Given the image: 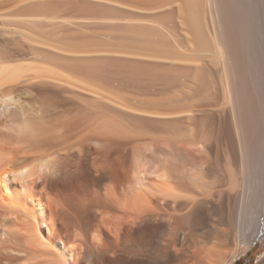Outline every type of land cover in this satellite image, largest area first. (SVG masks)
Listing matches in <instances>:
<instances>
[{
    "label": "bare ground",
    "instance_id": "1",
    "mask_svg": "<svg viewBox=\"0 0 264 264\" xmlns=\"http://www.w3.org/2000/svg\"><path fill=\"white\" fill-rule=\"evenodd\" d=\"M69 6L137 23L108 46L65 34ZM136 12L0 0V264H234L264 242V0Z\"/></svg>",
    "mask_w": 264,
    "mask_h": 264
},
{
    "label": "rangeland",
    "instance_id": "2",
    "mask_svg": "<svg viewBox=\"0 0 264 264\" xmlns=\"http://www.w3.org/2000/svg\"><path fill=\"white\" fill-rule=\"evenodd\" d=\"M63 1H66V0H63ZM101 1H105V2H108V3H113V4H115L116 3V5H118V6H121V7H124V8H128V9H131V10H134L135 12L137 11V0H116V1H114L113 2V0L112 1H110V0H101ZM120 5H119V4ZM122 3V4H121ZM125 4H127V5H125ZM123 5H125V6H123ZM75 10V8L73 7L72 8V6H69V7H65V8H62V11H60V14L62 15H60L61 17H62V19H61V21L58 19V21L59 22H62V24H63V21L65 20H63V17L64 18H66V20L64 21V24L63 25H61V28L62 29H65L64 31H65V34L66 33H71V32H77V31H80V30H82L81 32H83V33H88V34H93V35H95V36H100L99 34H102V35H104V38H103V36H102V39H104L105 41H106V39H107V41L106 42H108L107 43V45L109 44V45H115V43H114V41H115V39H116V37L118 38V36L116 35V34H118L119 35V33H118V31L121 29V28H123V26L125 25V24H130V23H137V18H135V17H137V15L136 14H134V15H131V17H133L132 19H131V17H129L130 15H128V16H104L103 18L101 17V18H95V17H91V16H87L86 17V15H84L85 17H75V20H74V11ZM62 12V13H61ZM72 13V14H71ZM137 13V12H136ZM71 15H73L72 17H71ZM76 15V14H75ZM83 16V15H82ZM135 16V17H134ZM109 17V18H108ZM114 17V18H113ZM116 17V18H115ZM118 17V18H117ZM120 17L122 18L123 17V19H120ZM127 17V18H126ZM72 18V19H71ZM84 18V19H83ZM112 18V19H111ZM135 18V19H134ZM68 19H69V21H68ZM104 19V20H103ZM119 19V20H118ZM129 19V20H128ZM102 20V21H101ZM67 21V22H66ZM71 22V23H70ZM77 24H76V23ZM80 22H82V23H80ZM98 22V23H97ZM78 23H80V24H78ZM69 24H71V25H69ZM82 24V25H81ZM77 25V26H76ZM123 25V26H122ZM121 27V28H119V30L117 29V27ZM86 27V28H85ZM103 27V28H102ZM105 27V28H104ZM68 28V29H67ZM77 28V29H76ZM78 28L80 29V30H78ZM69 30V31H67V30ZM77 31H76V30ZM86 29V30H85ZM96 29H98V30H96ZM99 29L100 30H104V31H99ZM105 29H106V31H105ZM93 30V31H92ZM67 31V32H66ZM71 31V32H70ZM85 31V32H84ZM87 31V32H86ZM117 31V32H116ZM100 32V33H99ZM102 32V33H101ZM106 32V33H105ZM64 33V32H63ZM99 33V34H98ZM104 33V34H103ZM115 33V34H114ZM97 34V35H96ZM112 35V37H110ZM101 38V37H100ZM114 38V39H113ZM119 39V38H118ZM118 39H116V41L118 40ZM109 40V41H108ZM115 41V42H116ZM109 42H113L112 44L111 43H109ZM116 43H120V41L118 40V42H116ZM108 45V46H109ZM116 45H118V44H116ZM115 45V46H116ZM120 45H121V43H120ZM111 46V47H112ZM114 47V46H113ZM19 48H20V50H19ZM19 48H17V47H11V46H9L8 47V49H7V47H6V49L4 48V50H2V52L4 53V55H8L9 53L11 54V55H20L21 54V52H22V54H21V56L23 57V56H25V55H27V56H31L32 54H29V53H31V50L30 49H28L27 47V49L25 48V47H19ZM23 48V49H22ZM16 49H18V50H16ZM26 49V50H25ZM5 50H7L8 51V54H7V52L5 51ZM10 50V51H9ZM26 51V53H25V51ZM28 50H29V52H28ZM6 53H5V52ZM16 52H17V54H16ZM20 52V53H19ZM0 53H1V51H0ZM9 54V55H10ZM24 54V55H23ZM18 55V56H19ZM3 55H2V53H1V55H0V58L2 57ZM21 57V58H22ZM41 86V88L43 89V90H41V91H45V89H46V91H48V92H50L51 90H53V92L55 93V95L57 96V97H55V101L58 99H60L59 101H60V103L61 104H63V105H61L60 107L61 108H63V106H66L67 104L66 103H68L69 105L68 106H70V107H68L67 106V110L66 111H73V108H74V110H78V106L81 104V101L79 100V99H77V98H75V96H71V94L68 92L67 93V91H64V88H62V87H56V86H54L53 84H51L50 82H46L45 84H43V83H38L37 84V86ZM62 88V89H61ZM58 91H59V93H58ZM63 91V92H62ZM64 92H66V94H65V97H64ZM70 94V95H69ZM44 94L42 93L41 94V97H40V99L42 98V97H44L43 96ZM50 95H52L51 94V92H50ZM50 95H48V94H45V96H50ZM63 96V97H62ZM63 98H65V99H63ZM43 99V101H44V99H46L45 97L44 98H42ZM61 99H63V100H61ZM71 99V100H70ZM47 100V99H46ZM45 100V101H46ZM68 100V101H67ZM70 100V101H69ZM59 101H56V102H59ZM62 101V102H61ZM71 103V104H70ZM72 105V106H71ZM78 105V106H77ZM77 106V107H76ZM72 107V108H71ZM69 108V109H68ZM71 108V109H70ZM64 109H66V107L64 108ZM12 113V112H11ZM7 118V115H4L3 117H0V119L1 120H7L6 119ZM35 142H37V140H35ZM34 142V143H35ZM262 255H264V242H263V240L261 241V240H259L258 241V243L257 244H255L254 246H249L248 248H247V250L245 251V252H243L242 253V255L241 256H239L238 258H237V260L235 261V263L234 264H256V262H257V260L262 256ZM241 257V258H240ZM240 258V259H239Z\"/></svg>",
    "mask_w": 264,
    "mask_h": 264
}]
</instances>
